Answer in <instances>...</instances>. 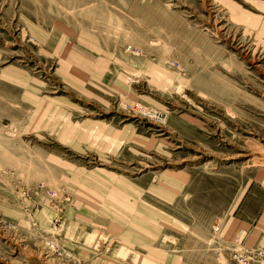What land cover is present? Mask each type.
I'll return each instance as SVG.
<instances>
[{"label": "rangeland", "instance_id": "374dc122", "mask_svg": "<svg viewBox=\"0 0 264 264\" xmlns=\"http://www.w3.org/2000/svg\"><path fill=\"white\" fill-rule=\"evenodd\" d=\"M179 262L264 264V0H0V264Z\"/></svg>", "mask_w": 264, "mask_h": 264}, {"label": "built area", "instance_id": "2783aa9c", "mask_svg": "<svg viewBox=\"0 0 264 264\" xmlns=\"http://www.w3.org/2000/svg\"><path fill=\"white\" fill-rule=\"evenodd\" d=\"M138 112L143 115L144 117H147L153 121H159L163 118H160V113L155 111V110H152V109H145V108H141L139 107L138 108Z\"/></svg>", "mask_w": 264, "mask_h": 264}, {"label": "bare ground", "instance_id": "6f19581e", "mask_svg": "<svg viewBox=\"0 0 264 264\" xmlns=\"http://www.w3.org/2000/svg\"><path fill=\"white\" fill-rule=\"evenodd\" d=\"M103 1V0H102ZM154 233V232H153ZM242 239V238H241ZM244 254L246 255V256H248V257H250L251 258V260H253L254 259V252L253 253H251L249 250H247V249H245L244 250ZM135 259V258H134ZM241 260H244L243 258H241Z\"/></svg>", "mask_w": 264, "mask_h": 264}, {"label": "crops", "instance_id": "0c3cea01", "mask_svg": "<svg viewBox=\"0 0 264 264\" xmlns=\"http://www.w3.org/2000/svg\"><path fill=\"white\" fill-rule=\"evenodd\" d=\"M181 264V262H179Z\"/></svg>", "mask_w": 264, "mask_h": 264}]
</instances>
